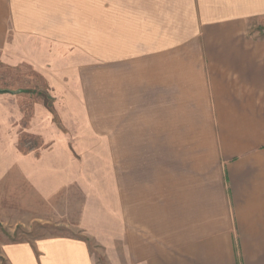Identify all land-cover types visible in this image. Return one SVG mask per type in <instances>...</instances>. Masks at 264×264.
I'll return each mask as SVG.
<instances>
[{
    "label": "crops",
    "instance_id": "obj_1",
    "mask_svg": "<svg viewBox=\"0 0 264 264\" xmlns=\"http://www.w3.org/2000/svg\"><path fill=\"white\" fill-rule=\"evenodd\" d=\"M88 7L0 0V50L9 37L17 56L32 55L31 39L47 56L80 52L86 61L68 69L77 88L97 86L105 62V95L80 102L85 129L73 143L106 152L105 191L90 192L82 230L105 248L108 264H264V33L248 29L264 20V0ZM93 66L95 78L84 79ZM45 173L35 160H0V211L10 194L37 193L50 209L53 194L89 183ZM24 199L32 209L23 216L33 221L34 204ZM0 264L96 261L79 237L0 233Z\"/></svg>",
    "mask_w": 264,
    "mask_h": 264
},
{
    "label": "rangeland",
    "instance_id": "obj_2",
    "mask_svg": "<svg viewBox=\"0 0 264 264\" xmlns=\"http://www.w3.org/2000/svg\"><path fill=\"white\" fill-rule=\"evenodd\" d=\"M88 6L89 0H84V9L89 10ZM248 29L264 33V20L251 21ZM6 42V48L0 50V160H35L44 163L45 174L83 176L89 183L84 186L73 183L60 193L56 192L51 197L50 209H47V203L38 199L37 193L33 196L30 191L24 192L19 200L12 199L11 194L9 198L7 194L0 211L4 221L0 224V233L11 240L40 235L79 237L86 240L96 264H108L105 248L80 227L82 210L87 202L91 203L93 187L105 191L106 152L82 151L73 144L85 129L80 102L84 97V101L96 102L98 96L105 95V62L99 59L97 86L90 83L77 88L73 87L74 73L68 69L76 61H86L85 55L77 52L76 55L47 56L44 54L46 50L38 49V41L31 39L28 44L32 55L17 56L12 53L9 37ZM22 42L26 47L27 41ZM50 50L52 53L54 47ZM82 74L86 80L93 79L96 67L88 72L85 69ZM65 115L69 116L68 119L61 118ZM62 139L67 146L62 145ZM43 168H36L39 171L36 174H43L40 172ZM27 196V200L34 204L37 217L29 222L23 216L30 215L32 209L23 205ZM17 220L18 224L15 223ZM13 224L16 227L10 231Z\"/></svg>",
    "mask_w": 264,
    "mask_h": 264
}]
</instances>
